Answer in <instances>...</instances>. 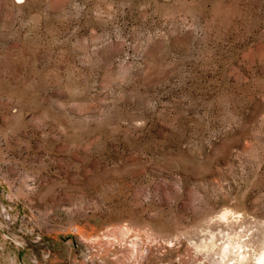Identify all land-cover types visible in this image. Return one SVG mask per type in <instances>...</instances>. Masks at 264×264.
<instances>
[{"label": "rangeland", "instance_id": "obj_1", "mask_svg": "<svg viewBox=\"0 0 264 264\" xmlns=\"http://www.w3.org/2000/svg\"><path fill=\"white\" fill-rule=\"evenodd\" d=\"M0 264H264V0H0Z\"/></svg>", "mask_w": 264, "mask_h": 264}]
</instances>
